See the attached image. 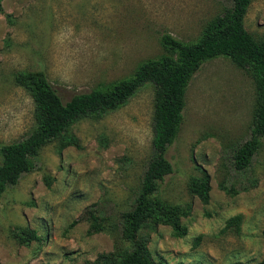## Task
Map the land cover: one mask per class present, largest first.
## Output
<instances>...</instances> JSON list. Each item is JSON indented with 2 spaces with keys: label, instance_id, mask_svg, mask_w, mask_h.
Listing matches in <instances>:
<instances>
[{
  "label": "rangeland",
  "instance_id": "rangeland-1",
  "mask_svg": "<svg viewBox=\"0 0 264 264\" xmlns=\"http://www.w3.org/2000/svg\"><path fill=\"white\" fill-rule=\"evenodd\" d=\"M228 0H0V145L33 126L32 102L14 75L42 71L64 102L78 92L130 76L159 55L168 33L193 41ZM250 36H264V0L243 17ZM154 90L143 84L125 104L69 126L41 147L31 171L0 195V264H85L109 252L119 216L132 207L151 155ZM252 79L228 58L204 61L185 91L179 130L165 150L172 171L156 195L175 205L182 237L149 223L140 234L159 264H252L264 228V138L250 164L235 170L234 149L249 137ZM208 176V198L188 190ZM90 211L107 232L88 234ZM238 215L236 222L227 220ZM73 221V223H72ZM72 223V224H71ZM32 231L40 240L27 237ZM24 237L25 241H21Z\"/></svg>",
  "mask_w": 264,
  "mask_h": 264
},
{
  "label": "trees",
  "instance_id": "trees-1",
  "mask_svg": "<svg viewBox=\"0 0 264 264\" xmlns=\"http://www.w3.org/2000/svg\"><path fill=\"white\" fill-rule=\"evenodd\" d=\"M228 1V6L205 22L193 41L183 42L162 33L159 37L162 52L139 61L130 76L75 93L64 102L42 71L17 72L14 82L25 90L32 102L33 126L24 137L0 145V195L6 186L14 185L21 174L32 170L33 159L43 145L62 139L69 126L84 117H98L119 108L148 82L154 90L151 155L132 207L120 213L118 235L112 249L85 264H159L150 257L140 231L144 225L157 222L168 225L173 237L185 234V226L178 219V207L157 197L156 192L163 177L172 171L164 153L179 130L186 87L204 61L217 56L228 58L253 81L255 105L249 137L232 153L235 170L248 167L264 138V36L255 40L243 26V17L251 0ZM188 190L202 202L207 201L209 185L204 170L199 176L190 178ZM87 214L88 234L109 231L104 218L96 217L90 211ZM237 219L238 215H235L227 223ZM26 234L29 239L40 240L32 231ZM20 239L25 241L24 237ZM261 248L260 259L252 264H264V228Z\"/></svg>",
  "mask_w": 264,
  "mask_h": 264
}]
</instances>
